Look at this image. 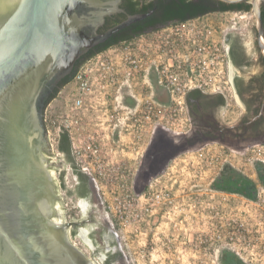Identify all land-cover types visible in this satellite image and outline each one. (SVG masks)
<instances>
[{"label": "built area", "instance_id": "built-area-1", "mask_svg": "<svg viewBox=\"0 0 264 264\" xmlns=\"http://www.w3.org/2000/svg\"><path fill=\"white\" fill-rule=\"evenodd\" d=\"M246 23V13H219L143 32L118 48L96 54L77 69L67 83L72 84V92L63 114H48L46 106L44 123L47 133L53 129V136H48L51 144H56L60 132L68 133L75 159L96 181L119 232L129 221L139 227L145 216L169 217L176 211L179 223L188 224L187 218H198L204 226L207 215L198 196L216 194L223 203L230 204L231 212L224 216L216 210L218 219L209 223L211 250L218 253L219 259L223 251H230L247 264H264V185L257 181L255 197L247 198L213 188L214 177L210 176L208 192L195 193L173 173L177 167L187 176L183 169L192 164V154L200 155L209 145L178 153L161 172L149 178L142 191L136 193L134 189L138 173L146 171H140V165L155 129L161 127L163 131L161 149L182 144L180 138L191 129L188 92L200 89L231 94L224 36ZM116 49L120 51L118 59L108 54ZM111 96L117 103L109 108L107 100ZM98 107L95 116L100 121H90L91 112ZM231 154L241 156L248 164L264 165L263 143L241 153L222 149L213 159ZM106 184L113 188V203L102 189ZM194 185L199 184L190 186ZM177 196L185 200L181 202ZM206 240L200 239L203 248Z\"/></svg>", "mask_w": 264, "mask_h": 264}, {"label": "flooded vegetation", "instance_id": "flooded-vegetation-1", "mask_svg": "<svg viewBox=\"0 0 264 264\" xmlns=\"http://www.w3.org/2000/svg\"><path fill=\"white\" fill-rule=\"evenodd\" d=\"M189 1L193 4H189L188 0H94L93 9L97 14L102 12L103 16L101 22L93 26L97 34L108 35L79 55L71 72L58 82L57 87L64 78L73 74L81 62L82 65L96 54L122 46L125 41L143 33L142 29L148 32L171 24L176 22L180 15L200 7L212 8L202 15L243 12L247 14L246 26L242 30L230 31L224 36L231 94L205 92L200 89L188 92L187 112L192 127L180 138L179 142L182 144L173 147L198 149L217 143L226 149L241 153L254 144H264V48L257 41V31L251 13L252 0L232 3L223 0ZM240 3L249 4V9H235ZM259 7L262 13L264 0H261ZM161 20L166 24L155 27ZM262 22L264 43V19ZM246 39L249 41L246 42ZM99 49L101 50L98 53L90 56L93 51ZM54 91L46 100L45 108L56 98V95L51 97ZM230 101L238 107V111L234 112L229 108ZM45 131L48 149L42 151L46 162L42 166L36 162L32 165L35 170L42 171L35 181L38 185L37 192L42 191V183L48 190L47 195L51 203L49 219L55 222V225L51 226L55 244L60 250L58 256L64 262L62 264H132L127 254L125 238L116 228L96 181L81 169L74 157L80 174L74 167L75 163L73 165L67 155L59 151L58 140L55 145L51 144L46 126ZM44 173L49 175V180L46 181ZM146 173L147 171H144L140 178H144ZM165 218L167 217H144L141 226L150 227L143 234L148 235L151 242L156 243L158 239L163 243L165 234L171 233L167 227H160ZM157 234L161 236L154 237Z\"/></svg>", "mask_w": 264, "mask_h": 264}, {"label": "water", "instance_id": "water-1", "mask_svg": "<svg viewBox=\"0 0 264 264\" xmlns=\"http://www.w3.org/2000/svg\"><path fill=\"white\" fill-rule=\"evenodd\" d=\"M260 3L252 0L251 13L264 48ZM93 5L94 0H0V264L64 263L49 219L48 190L44 183L42 191L36 189L42 171L32 164L46 162V100L79 55L108 35L97 34L93 25L103 13ZM161 132L155 129L143 155L140 171L147 173H138L136 193L171 158L192 149H161Z\"/></svg>", "mask_w": 264, "mask_h": 264}, {"label": "rangeland", "instance_id": "rangeland-1", "mask_svg": "<svg viewBox=\"0 0 264 264\" xmlns=\"http://www.w3.org/2000/svg\"><path fill=\"white\" fill-rule=\"evenodd\" d=\"M242 30V29H241ZM249 40L246 39V42ZM112 57L118 59L120 55V51L118 49L111 50L108 52ZM72 84H67L63 86L60 91L57 93L56 98L49 104L47 107V113L54 114L56 116H60L64 113L65 109L68 110L69 97H71ZM160 88V87H159ZM162 90V87L160 88ZM160 89L158 90V94H161ZM123 102V100H122ZM107 103L110 104L109 108L114 106L117 102L114 101L113 96L108 98ZM230 109L234 112L238 111V107L234 105L233 101H230ZM100 107L93 110L92 115L89 120H95L97 117L95 113H97ZM97 118L98 122L100 121ZM87 120V119H86ZM102 120V118H101ZM49 137L53 136V129H50V134L47 133ZM226 149L225 147H220L219 144L213 143L212 145L207 146L200 155L197 153L192 154L193 161L192 164L189 163L184 167V174L182 175V171H180L177 167L174 168L173 173L177 176L178 180H183L182 184H187L189 186L190 192H208L209 177H215L219 172L220 168L224 164H228L244 174L249 178L256 179V171L255 166L248 164L247 161L244 162L243 158L238 155H227L223 156L221 160H214L220 150ZM223 155V154H222ZM212 161V163L210 162ZM186 172V173H185ZM191 176V177H190ZM194 176H200L201 179ZM190 178V179H188ZM194 179V180H193ZM196 179V180H195ZM189 180V181H188ZM193 183H198L199 185L190 186ZM102 189L106 192V196L109 200L114 202L112 186L106 184V186L102 185ZM197 195H192V198ZM198 198L201 201V207L204 208L205 214L207 215L204 219L205 225H202V220L198 218L193 220L191 218H187L189 221L186 223H179L176 217L177 211L175 214L172 212L169 214V217L163 219L165 221L162 223V228L170 229V234L167 232L165 234L166 238H162V242L157 239L156 243L151 242L148 238V235L143 234L144 231L150 226H139L136 227L134 222H128L126 227L123 228L120 233L123 234L126 241V250L127 254L130 256L132 264H220V259L217 254H215L211 247L209 246L208 239L211 237L212 230L209 226L210 222H215L218 219V216L215 215L216 210L221 212L224 216H228L231 212L230 204H225L221 201L218 195H199ZM180 199V200H179ZM197 197L194 199L195 201ZM177 200L181 201L185 200L183 198H179L177 196ZM192 204V200H189ZM190 212V211H189ZM188 214V213H186ZM190 214H188L189 216ZM199 220V221H198ZM137 228V229H136ZM150 230V229H149ZM165 232V229H163ZM160 234L154 235V237H159ZM207 238L205 246L203 248L200 239ZM152 247V248H151ZM172 253L173 255L171 256ZM170 259L172 262H169Z\"/></svg>", "mask_w": 264, "mask_h": 264}, {"label": "trees", "instance_id": "trees-1", "mask_svg": "<svg viewBox=\"0 0 264 264\" xmlns=\"http://www.w3.org/2000/svg\"><path fill=\"white\" fill-rule=\"evenodd\" d=\"M188 3L193 4V2L189 1V0H188ZM249 7H250L249 4L240 3L236 6L235 9L247 10V9H249ZM210 9H212V8L200 7V8H198V10L191 11V12H188L187 14L184 13V14L180 15L178 20H176V21H181V20H185L188 18L196 17L198 15H202ZM261 17H262V19H264V11L261 13ZM162 23H164V24H162ZM156 24L157 25L155 27H158L160 25H165L166 22L161 20L160 22H158ZM142 30H141V32H144V30L143 31ZM127 38H129V37H127ZM100 50L101 49H99L97 51H93L90 54V56L95 55ZM81 63L77 66V68L74 70V72L71 76H68L61 81V83L55 89V91L51 97H54L55 95H57V93L60 91V89L73 78L75 72L81 66ZM159 98L162 100H165L166 96L165 95H162V96L159 95ZM57 147L62 154H64L65 156L67 155V159H69V161H71L72 164L75 163V165L73 164L74 167L81 174L79 166L76 164V162H74V155H73L72 148H71L70 138H69V135L66 131L60 132ZM254 166H255V171H256V181L252 178H249L248 176H245L244 174H242L241 172H239L238 170H236L232 166H230L228 164H224L220 168L217 175L214 177V179L212 181V187L215 189H219V190L237 192V193H239V194H241L247 198H254L256 195V182L258 181L260 184L264 185V165L257 162L254 164ZM220 264H247V263H245L243 260H241L234 253H232L230 251H223L221 254V257H220Z\"/></svg>", "mask_w": 264, "mask_h": 264}, {"label": "bare ground", "instance_id": "bare-ground-1", "mask_svg": "<svg viewBox=\"0 0 264 264\" xmlns=\"http://www.w3.org/2000/svg\"><path fill=\"white\" fill-rule=\"evenodd\" d=\"M46 210H47V206H46Z\"/></svg>", "mask_w": 264, "mask_h": 264}]
</instances>
